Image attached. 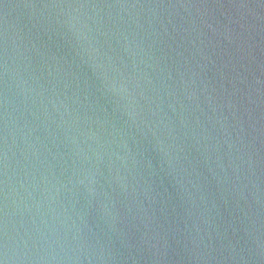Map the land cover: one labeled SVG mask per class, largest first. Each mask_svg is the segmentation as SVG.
<instances>
[{
    "label": "water",
    "instance_id": "water-1",
    "mask_svg": "<svg viewBox=\"0 0 264 264\" xmlns=\"http://www.w3.org/2000/svg\"><path fill=\"white\" fill-rule=\"evenodd\" d=\"M0 264H264V0H0Z\"/></svg>",
    "mask_w": 264,
    "mask_h": 264
}]
</instances>
